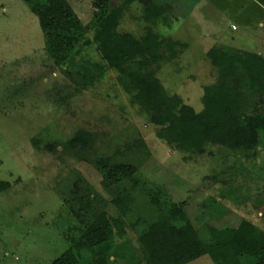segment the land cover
<instances>
[{"label":"rangeland","instance_id":"1","mask_svg":"<svg viewBox=\"0 0 264 264\" xmlns=\"http://www.w3.org/2000/svg\"><path fill=\"white\" fill-rule=\"evenodd\" d=\"M67 1L88 26L98 0ZM152 1L172 7L166 23L144 21L139 1L112 2L110 33L130 41L121 65L98 40L99 27L88 29L89 44L74 57L106 72L72 95L45 53L37 17L22 0H0V182L10 184L0 193V264H50L67 249L82 264H152L141 236L169 219L165 204L151 202L159 193L186 214L180 234L169 230L166 240L200 242L201 255L186 264H215L209 253L222 246L243 251L242 264H264V148L252 159L213 147L185 160L155 124L173 96L201 110L217 78L208 51L253 52L258 36L246 32L264 11L253 0ZM148 28L185 49L175 46L176 57L155 67L140 43ZM130 66L142 78L124 71ZM56 91L70 95L63 105L53 103ZM79 131L96 139L79 160L46 150Z\"/></svg>","mask_w":264,"mask_h":264},{"label":"trees","instance_id":"2","mask_svg":"<svg viewBox=\"0 0 264 264\" xmlns=\"http://www.w3.org/2000/svg\"><path fill=\"white\" fill-rule=\"evenodd\" d=\"M39 22L47 57L71 86L65 87L71 94H78L93 88L104 76L106 70L100 64L88 60H76L74 54L89 44L87 32L90 27H99L98 40L106 43L107 49L113 55L115 63L121 65L124 54L121 48L130 41L123 37H112L110 29L112 21L109 13L112 11L113 0H98L94 3L95 11L88 26H84L75 14L67 0H22ZM139 1L144 12V21L154 25L158 20L164 23L172 7L161 5L152 0H122L126 6ZM264 8V0H253ZM140 43L151 64L158 67L164 59L176 57L174 48L185 46L161 39L149 28L140 38ZM165 47L169 53L166 58L162 50ZM212 67L217 72L213 85L204 88L201 98V110L196 112L184 104L178 96L171 97L155 120L159 126L157 136L172 150L186 154L185 160L194 155H203L210 148L219 147L229 154H238L244 159H252L258 151L264 148V60L252 53L228 47H213L207 53ZM124 71L131 78H142L139 68L125 67ZM68 93L62 97H54L53 103L63 105ZM95 136L79 131L67 143L55 142L46 145V150L56 153L57 147L70 152V156L80 159L87 148H92ZM33 146L38 144L33 141ZM10 188L7 182H0V193ZM125 192L118 194L115 204L125 198ZM158 206L166 205L169 219L161 226L150 230L141 236L143 246L152 264H186L201 255L200 242L182 243L166 240V233L179 235L178 223L186 221L184 207L162 198L159 193ZM156 202V203H155ZM157 204V205H156ZM159 205V206H160ZM168 227H167V226ZM161 227V228H160ZM241 252V253H240ZM233 252L230 246H222L209 253L215 264H242V257ZM242 262V263H241ZM50 264H82L72 249H67ZM257 264V263H256ZM258 264H262L260 259Z\"/></svg>","mask_w":264,"mask_h":264},{"label":"crops","instance_id":"3","mask_svg":"<svg viewBox=\"0 0 264 264\" xmlns=\"http://www.w3.org/2000/svg\"><path fill=\"white\" fill-rule=\"evenodd\" d=\"M253 2H255V1H253ZM256 5L258 6V8L260 10H263L264 11V8H262L261 6H259L257 3H256ZM253 23L254 24H252V25H251V23H249L248 26L250 28L252 27L254 31L249 30L248 33L246 32V34H248L247 35L248 38L249 37L251 38V36H252L253 33H254L253 34L254 36H258L254 40L255 41L254 42L255 44H254V47H253V49H254L253 52L248 51V50H244V49L240 48V46H238V47H231V48L232 49L241 50V51H245V52H248V53L255 54V55L261 57L264 60V13H262V17L261 16L260 17H257L256 20ZM249 27H247V28H249ZM237 45H238V43H237Z\"/></svg>","mask_w":264,"mask_h":264}]
</instances>
